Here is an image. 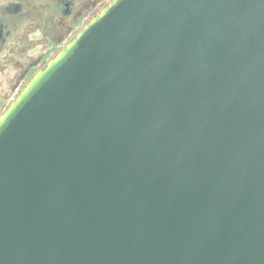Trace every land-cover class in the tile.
Returning a JSON list of instances; mask_svg holds the SVG:
<instances>
[{
	"label": "water",
	"instance_id": "1",
	"mask_svg": "<svg viewBox=\"0 0 264 264\" xmlns=\"http://www.w3.org/2000/svg\"><path fill=\"white\" fill-rule=\"evenodd\" d=\"M0 264H264V0H109L0 112Z\"/></svg>",
	"mask_w": 264,
	"mask_h": 264
},
{
	"label": "flooded vegetation",
	"instance_id": "2",
	"mask_svg": "<svg viewBox=\"0 0 264 264\" xmlns=\"http://www.w3.org/2000/svg\"><path fill=\"white\" fill-rule=\"evenodd\" d=\"M109 0H0V72L4 75L15 55L35 45L38 52L22 76L7 79L0 110L29 77ZM9 64V65H8Z\"/></svg>",
	"mask_w": 264,
	"mask_h": 264
},
{
	"label": "rangeland",
	"instance_id": "3",
	"mask_svg": "<svg viewBox=\"0 0 264 264\" xmlns=\"http://www.w3.org/2000/svg\"><path fill=\"white\" fill-rule=\"evenodd\" d=\"M38 50H39V46L37 47V45H35L31 48L26 49L25 52H21L20 54L15 55V60H14L13 64H10V65L8 64L9 67H8L7 73L4 75L2 72H0V95L4 91V88H5L4 85L7 82L6 78H9V76L10 77L17 76V75L22 76L24 71L33 62L31 57L33 56V54L38 52ZM3 83H4V85H3ZM16 93H14L13 96H11L8 99L7 103L15 96ZM7 103L5 104V106L7 105ZM3 108L0 110V112L3 110Z\"/></svg>",
	"mask_w": 264,
	"mask_h": 264
}]
</instances>
